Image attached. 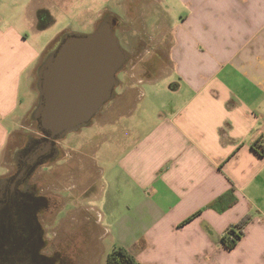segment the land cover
<instances>
[{"label":"crops","instance_id":"0c3cea01","mask_svg":"<svg viewBox=\"0 0 264 264\" xmlns=\"http://www.w3.org/2000/svg\"><path fill=\"white\" fill-rule=\"evenodd\" d=\"M124 1L127 18L138 19L142 0ZM150 1L166 21L168 59L137 81L134 95L138 84L153 90L166 72L176 80L163 88L170 97L157 102V113L141 118L135 140L117 161L98 164L100 179L89 198L105 209H88L98 223L107 222L102 237L110 236L113 248H127L140 264H264V0ZM115 6L122 9V0ZM20 8L15 0H0V193L6 156L21 148L17 133L34 108V99L23 95V80L30 96L55 42L41 46L22 28L39 30V6L25 24L15 21ZM143 91L140 97L147 96ZM114 93L116 99L126 91ZM64 151L91 155L83 144ZM62 167L70 172L75 165ZM231 189L220 205L224 211L209 207ZM229 198L236 200L226 207ZM246 216L243 237L227 248L223 233Z\"/></svg>","mask_w":264,"mask_h":264},{"label":"rangeland","instance_id":"374dc122","mask_svg":"<svg viewBox=\"0 0 264 264\" xmlns=\"http://www.w3.org/2000/svg\"><path fill=\"white\" fill-rule=\"evenodd\" d=\"M15 1L21 4L20 18L14 16L15 21L21 19L22 24H25L26 20L34 19V13L31 11L35 7H46L50 10L52 21L44 29H39L37 26L39 30L34 32L29 26L22 28L31 39H37L41 46L55 41L51 49L54 48L62 35L93 32L103 19L113 15L112 11L122 15L125 20L116 28L115 35L129 55L122 72L118 74V78L121 79L119 89H116L118 93L121 87H124L126 93L105 104L91 120L90 125L67 134L60 141L58 140V145L63 147V151L69 149L73 144H83V147L91 155L84 158L78 152H73L71 156L63 155L62 158L51 164L52 169L55 168L53 173L52 171L43 172L41 169V173L45 175L42 177L44 184L47 182L53 184L58 176L60 180L54 184L57 188L66 189V191H57L56 188L52 189L50 186L44 187V192L49 193L48 196H50L49 208L40 215L45 243L44 253L52 256L57 264H107V254L113 248L110 236L102 237L103 226L107 222L98 223V214L88 209V206H97L104 211L105 205L101 200L89 197L97 190L100 179L98 164L108 167L116 162L125 152L127 146L135 140L142 126L141 118L155 115L157 102H165L170 97L169 92L163 88L170 86L176 80V76L169 72L161 76L162 78L156 86H152L154 89L151 91H148L147 84L136 85L140 90L138 94L144 92L143 90L146 91L147 96L145 97H140L137 93L135 96V91L132 88L137 84V81L146 79L147 73L154 72L156 67L166 66L170 44L167 42L168 28L165 26V19L162 18L163 12L158 3L150 0L141 1L136 12L138 16L136 20L127 18L124 0H122L123 10L116 8L115 3L118 0ZM172 16L175 15L172 14ZM149 22H155L153 27L148 26ZM37 80L36 76L30 96H28V88L23 80V95L26 98H32L31 100L34 99L33 107L37 105L40 97ZM152 91L153 95H151ZM42 134L37 128L36 121L30 115L23 121L17 133L20 137V147L23 148L31 138L40 137ZM15 154L11 151L6 156V177L16 170ZM68 163L75 165L70 172L68 171L69 173L62 167L68 166ZM83 170H85L84 174ZM52 175L55 177L50 179L49 177ZM85 188H87L86 195Z\"/></svg>","mask_w":264,"mask_h":264},{"label":"water","instance_id":"95a60500","mask_svg":"<svg viewBox=\"0 0 264 264\" xmlns=\"http://www.w3.org/2000/svg\"><path fill=\"white\" fill-rule=\"evenodd\" d=\"M115 16L103 19L89 34L62 35L37 72L40 97L31 116L51 140L88 126L114 86L128 53L115 35Z\"/></svg>","mask_w":264,"mask_h":264},{"label":"flooded vegetation","instance_id":"af4514ba","mask_svg":"<svg viewBox=\"0 0 264 264\" xmlns=\"http://www.w3.org/2000/svg\"><path fill=\"white\" fill-rule=\"evenodd\" d=\"M51 20L50 10L39 7L37 22ZM120 23L115 18V30ZM119 85L120 81L113 90L116 91ZM114 97L107 99L105 104ZM58 140H51L42 134L31 138L15 154L16 170L7 176L5 188L0 193V264H57L52 256L44 253L40 215L50 204L49 193L44 192V187L66 191L55 184L42 182L45 175L41 169L43 172L50 171L51 164L63 157L64 151Z\"/></svg>","mask_w":264,"mask_h":264},{"label":"trees","instance_id":"16d2710c","mask_svg":"<svg viewBox=\"0 0 264 264\" xmlns=\"http://www.w3.org/2000/svg\"><path fill=\"white\" fill-rule=\"evenodd\" d=\"M52 21V20H51ZM51 21L46 22H38V28L44 29L47 27ZM258 148V146H256ZM233 190L231 189L227 194L219 197L216 201L209 204V207L215 208L217 207L219 210H223L225 208L220 207L221 203L226 199V196L232 195ZM229 203H227L226 207L230 204L233 205L236 198H229ZM224 211V210H223ZM251 219L250 216L244 217L239 222L231 225L228 229L223 233L221 237L222 243L229 249H233L239 240L244 235V229L249 223ZM187 219L186 221H188ZM185 221V222H186ZM107 264H140L137 258L125 247L123 246H115L112 250L107 254Z\"/></svg>","mask_w":264,"mask_h":264}]
</instances>
